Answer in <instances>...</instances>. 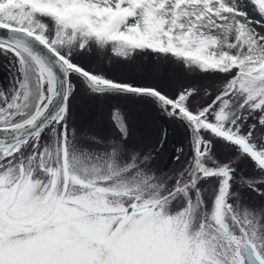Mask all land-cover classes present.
<instances>
[{"label":"snow or ice","instance_id":"obj_1","mask_svg":"<svg viewBox=\"0 0 264 264\" xmlns=\"http://www.w3.org/2000/svg\"><path fill=\"white\" fill-rule=\"evenodd\" d=\"M0 57V264H264V0H0ZM81 91L179 125L178 169L118 109L78 128Z\"/></svg>","mask_w":264,"mask_h":264},{"label":"rangeland","instance_id":"obj_2","mask_svg":"<svg viewBox=\"0 0 264 264\" xmlns=\"http://www.w3.org/2000/svg\"><path fill=\"white\" fill-rule=\"evenodd\" d=\"M83 63L89 64L93 68L103 67L110 75L117 78L137 79L142 83H160L159 76L164 74L161 70L155 76L145 77L144 69L149 63L147 58H137L134 65L131 66H114L109 62L107 55L93 54L85 59ZM167 77L185 84L193 82L207 84L211 82L191 73L184 75L180 72L170 71ZM9 79L10 72L6 61L3 57H0V87L6 88ZM113 109H118L131 127L133 133L131 142L141 145L145 154L153 153V151L158 153V156H154L153 167L155 170L165 169L168 173H171L178 169L179 165L173 159L176 150L183 145L185 151H187V146L183 142V132L179 125L166 117L161 119L152 108L129 99L92 100L83 95L81 91L72 100V118L78 128L84 126H91L92 128L96 126L111 127V112ZM161 124L165 128H161ZM162 130L167 131V136L155 150ZM242 170L245 175L250 174V169L243 168Z\"/></svg>","mask_w":264,"mask_h":264},{"label":"flooded vegetation","instance_id":"obj_3","mask_svg":"<svg viewBox=\"0 0 264 264\" xmlns=\"http://www.w3.org/2000/svg\"><path fill=\"white\" fill-rule=\"evenodd\" d=\"M111 121H112V117H111ZM162 127L165 128V126H164L163 124H161V128H162ZM159 138H160V137H159ZM158 141H159V139H158ZM161 142H162V141L157 142V144H156V146H155V150L159 147V145H160Z\"/></svg>","mask_w":264,"mask_h":264},{"label":"water","instance_id":"obj_4","mask_svg":"<svg viewBox=\"0 0 264 264\" xmlns=\"http://www.w3.org/2000/svg\"><path fill=\"white\" fill-rule=\"evenodd\" d=\"M113 111H114V109H113ZM113 111H112V112H113ZM112 112H111V116H112Z\"/></svg>","mask_w":264,"mask_h":264}]
</instances>
